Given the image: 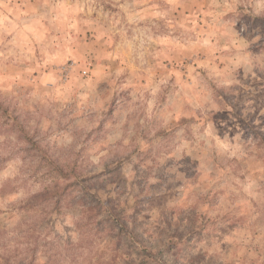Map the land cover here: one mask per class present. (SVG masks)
Masks as SVG:
<instances>
[{"label":"rangeland","instance_id":"1","mask_svg":"<svg viewBox=\"0 0 264 264\" xmlns=\"http://www.w3.org/2000/svg\"><path fill=\"white\" fill-rule=\"evenodd\" d=\"M162 262L264 264V0H0V264Z\"/></svg>","mask_w":264,"mask_h":264},{"label":"trees","instance_id":"2","mask_svg":"<svg viewBox=\"0 0 264 264\" xmlns=\"http://www.w3.org/2000/svg\"><path fill=\"white\" fill-rule=\"evenodd\" d=\"M74 193H75V191H72L70 194H68L67 192H60V193L56 192L55 193V192H52L51 190H46L45 192H42V193L35 195L31 199V202L29 203V205L27 207L32 208L33 204L36 203L37 201L41 202V203H55V205L58 206L63 199H68L67 197H69V196L72 197L74 195ZM74 197H78L79 203H81L87 197V195L85 196L84 192H83V193L79 194L78 196H73L72 199H74ZM89 207H92V206H89ZM100 207H101V204L99 203L97 206H95L94 208H91V209H94L95 211H99L98 213H102ZM54 209L56 210L57 208H54ZM109 217L111 218V221L115 226L120 225L119 224L120 219H119L118 214H109ZM161 264H163V262Z\"/></svg>","mask_w":264,"mask_h":264}]
</instances>
